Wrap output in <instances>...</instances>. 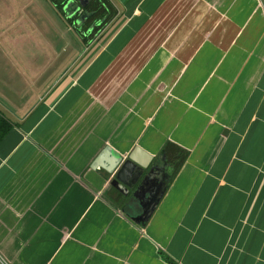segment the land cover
<instances>
[{
	"label": "crops",
	"instance_id": "0c3cea01",
	"mask_svg": "<svg viewBox=\"0 0 264 264\" xmlns=\"http://www.w3.org/2000/svg\"><path fill=\"white\" fill-rule=\"evenodd\" d=\"M107 1L30 107L0 105V264H264V0ZM167 143L188 155L140 224L92 164Z\"/></svg>",
	"mask_w": 264,
	"mask_h": 264
},
{
	"label": "rangeland",
	"instance_id": "374dc122",
	"mask_svg": "<svg viewBox=\"0 0 264 264\" xmlns=\"http://www.w3.org/2000/svg\"><path fill=\"white\" fill-rule=\"evenodd\" d=\"M70 26L54 0H0V105L3 102L13 111L28 108L33 103L31 95L52 84L57 71L42 81L33 75L43 61L61 51L66 39L73 51L66 52L64 59L76 53L77 34L74 38L68 29L64 31Z\"/></svg>",
	"mask_w": 264,
	"mask_h": 264
},
{
	"label": "water",
	"instance_id": "95a60500",
	"mask_svg": "<svg viewBox=\"0 0 264 264\" xmlns=\"http://www.w3.org/2000/svg\"><path fill=\"white\" fill-rule=\"evenodd\" d=\"M84 5L85 3L82 4L76 0H67L62 7L64 16L66 18L73 17ZM87 16L83 14L78 20ZM104 161H107V171L114 172L112 184L124 196H127V199H124L122 211L135 222H145L154 210L166 186L163 179L158 178L156 185L154 184V190L146 191L157 175L159 162L162 166L166 164L164 154L153 158L143 149L135 146L125 157H122L113 151L110 146H105L93 161L92 166H102ZM134 187L135 190L128 196L129 189Z\"/></svg>",
	"mask_w": 264,
	"mask_h": 264
},
{
	"label": "trees",
	"instance_id": "16d2710c",
	"mask_svg": "<svg viewBox=\"0 0 264 264\" xmlns=\"http://www.w3.org/2000/svg\"><path fill=\"white\" fill-rule=\"evenodd\" d=\"M57 8L62 12L63 0H54ZM97 4V5H96ZM100 6V8H99ZM88 10L94 11L95 14L92 16H109L112 11V7L108 3L107 0H94L88 7ZM63 13V12H62ZM90 18L88 17L85 22V26L89 23ZM106 20L103 24H105ZM85 40V38H84ZM14 123L8 119L1 111H0V140L7 134V132L13 127ZM164 154L166 157L167 163L171 166L170 170V178L167 181V184L174 177V175L178 172L183 162L185 161L188 153L181 147L167 143L164 146ZM166 184V186H167ZM124 199L121 201V205L123 207ZM145 222H141L140 224H144Z\"/></svg>",
	"mask_w": 264,
	"mask_h": 264
},
{
	"label": "flooded vegetation",
	"instance_id": "af4514ba",
	"mask_svg": "<svg viewBox=\"0 0 264 264\" xmlns=\"http://www.w3.org/2000/svg\"><path fill=\"white\" fill-rule=\"evenodd\" d=\"M67 0H63V5ZM81 2L82 4L85 3L83 7L80 8V10L77 12L76 15H74L71 18H68L70 23L73 25V27L80 26L82 28L81 30L83 31H89L91 28V31L95 33L104 23V21L107 19V15H102V16H92L95 14L94 11L88 10L87 7L94 1V0H76ZM96 1V0H95ZM97 5V4H96ZM63 7V6H62ZM100 8V6H99ZM63 12V11H62ZM83 14L88 15L90 18L89 23L85 26L86 19L82 18L81 20H78L80 16ZM83 20V21H82ZM167 163V162H166ZM169 165V164H168ZM170 166V165H169Z\"/></svg>",
	"mask_w": 264,
	"mask_h": 264
}]
</instances>
